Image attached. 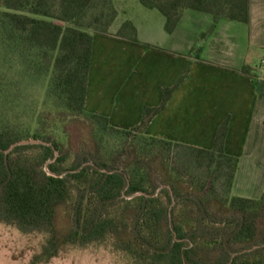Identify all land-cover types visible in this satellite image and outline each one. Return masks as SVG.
I'll list each match as a JSON object with an SVG mask.
<instances>
[{
  "label": "trees",
  "instance_id": "obj_1",
  "mask_svg": "<svg viewBox=\"0 0 264 264\" xmlns=\"http://www.w3.org/2000/svg\"><path fill=\"white\" fill-rule=\"evenodd\" d=\"M140 1L163 13L169 34L189 9L212 15L211 32L223 19L250 22L251 0ZM117 15L114 0H0V222L46 234L33 264L96 244L130 264H264V193H232L240 159L225 149L230 118L211 149L146 133L188 73L130 129L87 110L95 34L143 44L131 20L111 32ZM23 85L42 87L43 103L71 118L67 144L43 121L33 129L11 119L7 106ZM30 139L48 144L11 149ZM62 206L72 216L63 234Z\"/></svg>",
  "mask_w": 264,
  "mask_h": 264
},
{
  "label": "crops",
  "instance_id": "obj_2",
  "mask_svg": "<svg viewBox=\"0 0 264 264\" xmlns=\"http://www.w3.org/2000/svg\"><path fill=\"white\" fill-rule=\"evenodd\" d=\"M184 15L207 26L213 21L205 12ZM180 23L169 45L144 37L134 23L140 41L160 49L95 34L86 108L130 129L142 122L145 106H160L164 88L188 73L146 133L211 149L229 117L225 149L240 159L232 193L258 199L264 193V0H251L248 24L223 19L204 41ZM240 33L243 43L232 42ZM254 55L261 56L259 65L250 64Z\"/></svg>",
  "mask_w": 264,
  "mask_h": 264
},
{
  "label": "rangeland",
  "instance_id": "obj_3",
  "mask_svg": "<svg viewBox=\"0 0 264 264\" xmlns=\"http://www.w3.org/2000/svg\"><path fill=\"white\" fill-rule=\"evenodd\" d=\"M114 5L118 15L112 29H117L124 21L131 20L137 24L144 37L148 36L165 45L170 44L172 36L165 30V16L159 9L147 8L140 0H114ZM187 11L204 14V12L192 9ZM185 17L180 23L181 27L186 28L187 32L194 33L199 42L204 41V38L212 33L211 25L207 26L205 22L189 20ZM244 38L243 33H240L236 39H232V42L243 43ZM229 47L235 48L233 45ZM260 61L261 56L254 55L249 62L255 66L259 65ZM44 95L45 91L40 86L25 85L24 87L23 85L14 97L16 102L7 106L11 112V119L31 126L33 129L43 121L47 131L54 132L58 140L67 144L70 134L74 133L73 129L66 128L71 118L67 120L63 118L60 115V109L53 104L49 102L44 104ZM56 225L61 234L68 232L71 228L72 216L67 206L58 209ZM46 238V234L23 233L14 226L0 222V264H33V259L41 252ZM38 264H130V261L125 254L113 250L110 245L96 244L87 247H66L49 262Z\"/></svg>",
  "mask_w": 264,
  "mask_h": 264
},
{
  "label": "water",
  "instance_id": "obj_4",
  "mask_svg": "<svg viewBox=\"0 0 264 264\" xmlns=\"http://www.w3.org/2000/svg\"><path fill=\"white\" fill-rule=\"evenodd\" d=\"M28 143H43V144H48L47 142L41 141V140H34V139H30V140H22L19 141L15 144L12 145L11 149L14 148L16 145H22V144H28Z\"/></svg>",
  "mask_w": 264,
  "mask_h": 264
}]
</instances>
